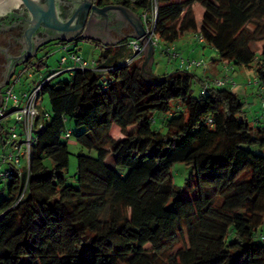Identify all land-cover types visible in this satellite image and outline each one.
Returning a JSON list of instances; mask_svg holds the SVG:
<instances>
[{"label":"trees","instance_id":"16d2710c","mask_svg":"<svg viewBox=\"0 0 264 264\" xmlns=\"http://www.w3.org/2000/svg\"><path fill=\"white\" fill-rule=\"evenodd\" d=\"M92 1L124 5L147 21L156 8L162 52L203 60L176 47L190 33L226 73L231 65L253 68L264 87V0ZM128 40L103 46L86 39L101 49L95 66L71 70L69 81L42 83L50 111L38 104L28 162L21 157L7 168L0 264H264V126L247 121L227 84L201 93L209 81L193 68L145 76L141 54L125 62ZM41 65L36 58L24 70ZM70 117L88 129L79 141L96 153L77 154L75 186L64 175ZM112 124L121 138L109 135ZM4 135L0 119L3 147L23 142L22 130L12 143ZM176 162L190 168L183 186L172 180Z\"/></svg>","mask_w":264,"mask_h":264},{"label":"rangeland","instance_id":"374dc122","mask_svg":"<svg viewBox=\"0 0 264 264\" xmlns=\"http://www.w3.org/2000/svg\"><path fill=\"white\" fill-rule=\"evenodd\" d=\"M194 14L199 21L200 18V9L197 5H194L193 7ZM137 14L136 12H134ZM192 38H190L192 45L195 43H198L195 40V37L191 35ZM187 37V36H184ZM129 37H123V40L128 39ZM185 38L179 39L176 43L178 45L179 52L182 50L184 53L181 56L186 57L187 53V48L186 43H185ZM194 40V41H193ZM160 44L155 48V54L153 58V62L151 64V69H149L148 66H145L143 70V74L145 76H149V73H151L154 76H161L164 74L171 73L174 71V69L179 65L180 60L179 59H172L169 55L166 53L162 52L160 50ZM261 44L260 43H255L253 45V48L258 50L260 49ZM200 49V48H198ZM199 51V50H198ZM46 52V51H45ZM44 52V53H45ZM43 53V54H44ZM47 55H39L37 59L42 58V65L39 68H33V67H28L27 70H24V65H19L14 74L12 75V88L13 91L16 95H20L21 91L23 90H30L32 89L34 83L42 82L45 79L49 78L50 75L54 73H58L56 76L50 78V83L51 84H56L59 81H69L72 78L73 71L67 70L64 72H61L63 67L65 66H70L71 64L75 67V63L71 62L68 60L64 66H61L59 61L62 56L68 57L69 54L73 53L76 55H79L81 58H83L86 61H91V60H97L100 57L101 54V49L98 46H95L93 43L88 42L86 40H80V41H75L72 44H68V50L63 49L61 47H50L47 50ZM213 53V52H212ZM193 57L201 58L204 60V62L208 65L210 62V55L209 51L207 48L203 49L201 55L199 54H194L192 53ZM192 57V58H193ZM34 60L33 62H35ZM143 61V60H142ZM208 67V66H206ZM232 69V70H231ZM202 68L197 67L193 68V73L196 76H199L201 74ZM225 68L223 66L222 72L225 74ZM227 76L228 78H232L233 82L235 83L234 86L232 87L231 84H227V87L231 88L234 90L235 93H237L240 97L242 102L244 103L243 105V111H244V117L251 123V125H260L264 126V87L261 86V84L258 82V79L255 76V72L253 68H246L243 66H238V65H231L230 66V71H227ZM223 77V75H222ZM221 77V78H222ZM18 78V79H17ZM214 79V78H213ZM218 79H220L218 77ZM30 88V89H29ZM193 89V95L194 96H199V90H200V85L198 82L193 83L192 85ZM39 107L43 111L49 112L50 111V103L49 99L46 96V94H42L39 98L38 101ZM1 124L3 125V136L5 132H9L10 129L13 127L16 128L15 132L16 134L21 133V129L18 124H16L15 119H14V113H10L3 119H1ZM159 124H155L154 128H158ZM66 129L70 130V136L69 138H64V141L68 145V150L70 152L69 155V162H68V167L64 172V175L66 177L67 183L71 184L73 186L76 185V168H77V161H76V156L77 154H86V155H91L95 156V151L89 149L88 147L84 146L81 144L79 141L80 138H84L85 134L87 133L86 127H77L75 125L74 119L71 117L67 119L66 121ZM108 133L114 138H121L122 134L120 132V129L116 126L110 125L108 128ZM22 137V135L20 136ZM20 139V138H19ZM18 139V140H19ZM4 145L0 142V154H9V148H13L12 146H9V148H6L4 151ZM14 149V148H13ZM254 150L256 152L261 151V148L255 147ZM16 150H13L15 152ZM27 161L26 157H22V164H25ZM108 164L112 165V157L109 155L106 159ZM10 158H7L6 163L1 166V169H5L7 166H9ZM171 173H172V180L176 185L183 186L187 180V177L190 174V168L186 166L183 163L176 162L172 165L171 167ZM7 186V182L0 180V200L6 196L5 192V187ZM185 197H192L191 192H185L184 194ZM258 233L260 235L264 236V220L263 223L261 224Z\"/></svg>","mask_w":264,"mask_h":264},{"label":"flooded vegetation","instance_id":"af4514ba","mask_svg":"<svg viewBox=\"0 0 264 264\" xmlns=\"http://www.w3.org/2000/svg\"><path fill=\"white\" fill-rule=\"evenodd\" d=\"M81 1L56 0L58 18L66 21L71 16L74 5ZM37 2L40 4L44 0H37ZM92 3L97 5L96 2L92 1ZM93 17L94 19L90 21L87 18L82 28L63 34L52 29L40 28L30 32L31 15L22 4H13L8 11L0 9V85L5 81V76L11 72L12 65L20 61H24L20 65L30 63L52 45H68L75 41L86 40L82 38V34L109 41L111 40L110 31L123 30L119 19L104 20L102 17ZM56 35L73 38V41H48ZM18 66L15 67L14 72ZM3 89L4 87H1L0 92Z\"/></svg>","mask_w":264,"mask_h":264},{"label":"water","instance_id":"95a60500","mask_svg":"<svg viewBox=\"0 0 264 264\" xmlns=\"http://www.w3.org/2000/svg\"><path fill=\"white\" fill-rule=\"evenodd\" d=\"M13 4H22L31 15L30 32L40 29H52L58 33H67L82 28L83 23L87 20H93L94 17H102L104 20L115 19L120 20L123 30L118 32L110 31L111 40L107 41L101 38L87 36L82 34L83 39L92 40L102 44L103 46H112L117 44L121 38L129 37L130 39L138 40L143 45V61L141 69L145 66L150 67L153 61L154 48L149 41V36L145 32L144 25L140 18L128 7L121 4H106L98 6L92 3L91 0H82L74 5L71 16L62 21L57 16L56 0H44L43 3H38L37 0H0V9L8 11ZM75 21V22H74ZM110 38V37H109ZM51 40L73 41V38H67L56 35ZM47 41V42H48ZM1 59V57H0ZM20 61L11 67V72L5 76V81L0 85L5 87L14 73L16 66L22 64ZM1 105V97H0Z\"/></svg>","mask_w":264,"mask_h":264},{"label":"built area","instance_id":"2783aa9c","mask_svg":"<svg viewBox=\"0 0 264 264\" xmlns=\"http://www.w3.org/2000/svg\"><path fill=\"white\" fill-rule=\"evenodd\" d=\"M155 13L156 8L153 11L152 18L150 21H147L145 14L142 15V22L145 28L146 34L149 36V41L151 42L152 46L156 48L159 45L158 37L154 34V25H155ZM126 46L130 49L131 57L125 59L126 63L131 62L135 56H140V54L143 51V45L135 39H129L126 43ZM70 60L71 62L75 63V67L71 64L70 66L63 67L61 72L67 71V70H73L75 68L79 69H86V68H93L96 64L95 60L86 61L83 58H81L79 55L76 54H69L68 57L62 56L60 58V65L64 66L66 62ZM179 65L185 69H191V68H197V67H206V64L203 60L200 59H185L181 60ZM58 73H54L49 76V78L45 79L44 81H47L51 77L56 76ZM225 78H214L209 81V83H206L203 85L201 93H204L206 90V87L212 85V86H222L224 84H231V86H234L233 80H229L227 73L224 74ZM18 79V78H17ZM36 84L32 87L29 91H27L22 97H19L16 95L12 88V77L9 80V83L4 87L1 95V105H0V119H3L10 113H14V119L15 122L18 123L21 127L22 133H23V142H21L18 146L12 145V144H6L7 147L12 146L13 148H9L8 151L9 154H0V180H7L11 174V170L7 168H12V165L15 167L19 166L21 157H26L27 162L29 158L30 149L32 147V144L34 142L32 130L34 126L35 118L38 114V101L40 98V88L42 83ZM10 111V112H7ZM70 131H67L65 136L69 137ZM17 134L15 132V128L13 127L9 131V137L7 138L8 142L11 141L14 142L17 138ZM16 144V143H15ZM13 150H16L13 152ZM10 158L9 166H7L5 169H1V166L3 164H7V158Z\"/></svg>","mask_w":264,"mask_h":264},{"label":"crops","instance_id":"0c3cea01","mask_svg":"<svg viewBox=\"0 0 264 264\" xmlns=\"http://www.w3.org/2000/svg\"><path fill=\"white\" fill-rule=\"evenodd\" d=\"M201 13V12H200ZM139 18H140V16L138 15V14H136ZM140 20L142 21V19L140 18ZM192 34H190V33H187L185 36H187V37H183V38H185L184 40H185V43H186V47H185V49L187 50V53H186V57H193V56H191L192 55V53H194V54H196V52H197V54H199V56L201 55V53H202V51H203V49H205V47L203 48L199 43H195L194 45H192V43H190L191 42V40H190V38H192V36H191ZM182 38V39H183ZM122 39V38H121ZM194 41V40H193ZM95 42V41H94ZM61 47V48H63V49H66V50H68V45H58V44H55V45H52V46H50L51 48L52 47ZM96 46V45H95ZM112 46H114V45H112ZM49 47V48H50ZM177 47V49H178V45L176 46ZM48 48V49H49ZM198 48H200V49H198ZM207 48V47H206ZM47 49V50H48ZM208 49V51H209V53H210V55H212L211 57H210V62H209V64L207 65L208 67H205V68H202V71H201V74L199 75V76H197L198 78H200V79H207L208 81H210L211 79H213V78H221L222 77V75H223V77L222 78H225L224 77V74L223 73H221L222 72V69H223V65H224V62H221V61H218V60H216V55H215V53L211 50V49H209V48H207ZM47 50H46V52H47ZM199 50V51H198ZM178 51H179V49H178ZM44 53L43 55H47V53ZM213 52V53H212ZM180 53L183 55L184 53L182 52V50H180ZM113 54H114V52H113ZM112 54V55H113ZM154 54H155V48H154V51H153V58H154ZM111 55V57H113ZM124 55H118L117 56V58L116 59H120V60H122V57H123ZM184 56V55H183ZM141 57L143 58V51H142V53H141ZM201 57V56H200ZM107 62V61H106ZM153 62V61H152ZM177 68V67H176ZM175 68V69H176ZM149 69H151V66L149 67ZM174 69V70H175ZM232 70V69H231ZM229 80H230V78H229ZM231 80H232V78H231ZM39 82V81H38ZM38 82L37 83H34V85L33 86H35L36 84H38ZM200 85V84H199ZM30 89V88H29ZM3 91V90H2ZM2 91L0 92V97H1V95H2ZM27 91H29V90H23V91H21V93H20V95H18L19 97H22ZM234 91V90H233ZM41 108V107H40ZM112 126H116V125H114V124H112ZM117 127V126H116ZM109 135H110V133H109ZM111 136V135H110ZM6 150V148H4V151Z\"/></svg>","mask_w":264,"mask_h":264},{"label":"clouds","instance_id":"9594fccd","mask_svg":"<svg viewBox=\"0 0 264 264\" xmlns=\"http://www.w3.org/2000/svg\"><path fill=\"white\" fill-rule=\"evenodd\" d=\"M143 23V22H142ZM130 39V38H129ZM154 48V47H153ZM14 74V73H13Z\"/></svg>","mask_w":264,"mask_h":264}]
</instances>
